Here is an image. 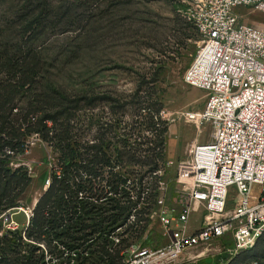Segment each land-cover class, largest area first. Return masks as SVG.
Masks as SVG:
<instances>
[{"label":"rangeland","instance_id":"obj_1","mask_svg":"<svg viewBox=\"0 0 264 264\" xmlns=\"http://www.w3.org/2000/svg\"><path fill=\"white\" fill-rule=\"evenodd\" d=\"M177 1L0 0V56L5 43L9 46L6 49L12 51L15 47H10L11 43L26 39L29 31L25 32L23 26L37 18L39 25L24 44L25 48L35 50L42 68L35 94L50 92L54 98L61 94L79 99L71 116L66 112L55 116L51 138L43 139L32 133L25 139L24 152L11 160L12 167L22 165L27 169L30 182L19 196L17 206L0 213L3 216L0 233L22 229L27 224L35 201L51 181L52 169L57 168L56 146L69 144L83 152L96 144L102 161L96 180L99 211L104 209L105 199L113 196L110 187L119 176L127 178L126 183L143 177L152 187V201L144 219L136 222L134 215L129 217L127 223L136 222V225L129 234L122 235L126 239L118 257L131 242L153 248L165 243L157 213L189 205L190 175L186 174L188 167L184 162L190 159L191 146L210 140L207 125L192 123L185 116L187 112L203 109L207 91L184 81L185 71L199 45V35L176 11ZM236 12L252 25L264 23V16L258 11L239 7ZM140 85V95L142 90H148L146 86L152 87V101L161 106L157 128L165 124L167 131L163 135L143 131L149 143L139 145L143 140L135 135L145 114L138 109L142 105L136 94ZM34 96H19L15 101L17 108L25 111ZM88 99L91 103H87ZM44 106L39 109L41 114L47 110ZM162 137V149L157 145L146 152L141 150L155 145ZM154 164L155 169L148 171ZM181 164L185 169L180 173ZM258 189L259 185L254 184L251 195L257 194ZM160 198L162 204L157 202ZM203 213V209L190 213V230L199 226ZM7 214H10L8 218ZM118 230L121 232L120 228L115 232ZM25 241L39 247L37 252L43 254L45 264L73 263V253L71 256L64 253L60 258L47 254L48 245L56 241L45 235L37 241ZM222 243V240L214 242L211 247L215 249L208 247L203 253L191 252L194 258L186 262L180 259L174 264H246L264 247L261 239L257 249L251 247L228 256ZM120 261L121 255L116 264Z\"/></svg>","mask_w":264,"mask_h":264},{"label":"built area","instance_id":"obj_2","mask_svg":"<svg viewBox=\"0 0 264 264\" xmlns=\"http://www.w3.org/2000/svg\"><path fill=\"white\" fill-rule=\"evenodd\" d=\"M239 7L264 16V0L175 4L199 35L184 81L207 91L203 109L185 116L207 125L210 140L191 146L184 162L189 205L157 213L165 243L153 248L131 242L121 251L122 264L186 262L194 258L191 252L215 249L211 246L219 240L232 256L253 247L264 233V23L246 22L236 12ZM179 169L185 168L181 164ZM254 184L259 189L251 195ZM199 209L204 211L199 226L190 230L189 215ZM246 264H264V252Z\"/></svg>","mask_w":264,"mask_h":264},{"label":"trees","instance_id":"obj_3","mask_svg":"<svg viewBox=\"0 0 264 264\" xmlns=\"http://www.w3.org/2000/svg\"><path fill=\"white\" fill-rule=\"evenodd\" d=\"M34 19L23 26L25 32L29 31L26 39L11 43L10 47H15L12 51L6 49L9 46L5 43L0 56V213L17 206L19 196L30 182L24 166L10 165L16 154L24 152L26 137L37 133L43 139L51 138L55 116L66 112L69 117L71 110L78 107L79 99L72 100L61 94L54 98L50 92L35 94L42 68L35 50L24 47L39 25L37 18ZM146 87L148 90H142V95L139 94L141 85L136 90L138 101L142 103L138 109L145 113L135 135L143 140L139 145L149 143L143 131L151 134L155 131L160 135L167 131L165 124L157 128L161 106L152 101V87ZM25 94L35 96L23 111L17 108L15 101ZM52 100L56 102L51 103ZM88 100L87 103H91ZM42 104H46L47 110L41 114ZM50 107L56 110L51 111ZM163 142L162 137L155 145L151 143L153 146L141 150L146 152L157 145L162 149ZM95 146H88L83 152L76 151L69 144L56 146L59 152L57 168L52 169L51 181L34 204L27 224L22 229H7L0 233V264H45L43 254L37 252L39 247L25 241H37L43 235L50 241H56L53 244L49 241L46 253L58 258L64 253L69 256L73 253L72 264L118 263L121 255L118 257V251L126 239L122 235L129 234L136 222L144 219L152 201V187L148 180L143 181V177L126 183L128 179L119 176L110 187L113 196L105 199L104 209L99 211L101 203L98 202L100 193L96 180L102 161ZM155 166L152 165L148 171H153ZM131 215L136 219L132 224L127 223ZM117 228L121 232H115ZM261 239L264 240V233L252 248L257 249ZM263 252L264 247L255 257ZM67 260L69 263L70 258ZM119 264H122V255Z\"/></svg>","mask_w":264,"mask_h":264},{"label":"water","instance_id":"obj_4","mask_svg":"<svg viewBox=\"0 0 264 264\" xmlns=\"http://www.w3.org/2000/svg\"><path fill=\"white\" fill-rule=\"evenodd\" d=\"M36 201H37V200H36ZM36 201H35V203H36ZM35 203H34V204H35ZM9 215H10V214H7V216H6V217L8 218V217H9Z\"/></svg>","mask_w":264,"mask_h":264}]
</instances>
